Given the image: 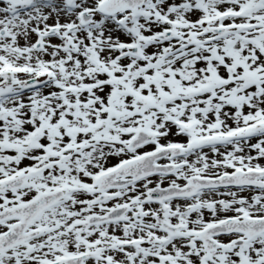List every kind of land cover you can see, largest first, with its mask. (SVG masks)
<instances>
[{
  "label": "snow or ice",
  "instance_id": "obj_1",
  "mask_svg": "<svg viewBox=\"0 0 264 264\" xmlns=\"http://www.w3.org/2000/svg\"><path fill=\"white\" fill-rule=\"evenodd\" d=\"M0 264H264V0H0Z\"/></svg>",
  "mask_w": 264,
  "mask_h": 264
}]
</instances>
